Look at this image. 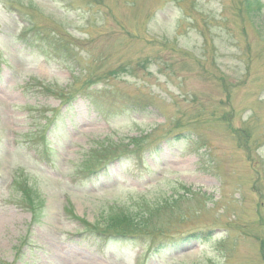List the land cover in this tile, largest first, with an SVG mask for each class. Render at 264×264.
I'll return each instance as SVG.
<instances>
[{
	"label": "rangeland",
	"instance_id": "1",
	"mask_svg": "<svg viewBox=\"0 0 264 264\" xmlns=\"http://www.w3.org/2000/svg\"><path fill=\"white\" fill-rule=\"evenodd\" d=\"M146 210L145 240L85 233ZM262 240L264 0H0V264H264Z\"/></svg>",
	"mask_w": 264,
	"mask_h": 264
},
{
	"label": "trees",
	"instance_id": "2",
	"mask_svg": "<svg viewBox=\"0 0 264 264\" xmlns=\"http://www.w3.org/2000/svg\"><path fill=\"white\" fill-rule=\"evenodd\" d=\"M247 10L245 12L247 13H252L253 7L250 5L249 7L247 6ZM169 207V205H165L160 212H166V209ZM123 212V211H121ZM148 213V216L144 214H137V218L131 217L126 215L125 213H122L119 217L115 219V217H110L109 221L106 222V227L103 228V232H100L99 230H96L98 227H93L92 232L91 231H86V234L94 235V237H101V236H106V240L113 241V240H119V243H135V241L139 242L142 240H145V237H149L150 232L149 230H145L148 225L151 226V213L149 210H146ZM159 212V213H160ZM149 217V218H148ZM80 221V220H79ZM149 228V227H148ZM144 232V233H143ZM110 233V234H109ZM204 235L203 232H194V233H188L187 236L185 237H180L179 240H172V245L174 244H180L179 242L183 240L189 241V238L191 240H197V235ZM82 234H80L81 236ZM260 250L262 254L264 255V240L260 242Z\"/></svg>",
	"mask_w": 264,
	"mask_h": 264
}]
</instances>
